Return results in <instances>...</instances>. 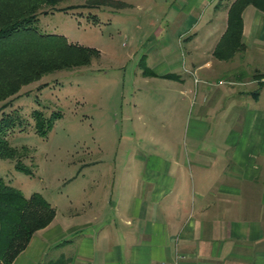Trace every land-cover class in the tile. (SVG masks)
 I'll use <instances>...</instances> for the list:
<instances>
[{"label":"crops","instance_id":"1","mask_svg":"<svg viewBox=\"0 0 264 264\" xmlns=\"http://www.w3.org/2000/svg\"><path fill=\"white\" fill-rule=\"evenodd\" d=\"M237 1L170 2L167 22L183 28L178 40L190 48L150 41L137 68L156 86L134 83L138 94L121 111L125 147L103 166L86 162L88 199L60 213L50 204L52 221L11 264H172L177 255L188 264H264V0L240 10L232 50ZM181 112L185 142L173 147ZM144 114L167 132L147 127Z\"/></svg>","mask_w":264,"mask_h":264},{"label":"rangeland","instance_id":"2","mask_svg":"<svg viewBox=\"0 0 264 264\" xmlns=\"http://www.w3.org/2000/svg\"><path fill=\"white\" fill-rule=\"evenodd\" d=\"M171 1L59 0L39 7L38 31L64 35L68 42L86 48L89 63L57 67L52 53L29 50L4 59L7 67L10 64L13 72L22 75L29 76L38 66L47 70L0 100V119L14 121L7 140L20 150L18 158L31 171H19L14 158L0 156V177L6 183L26 197L40 194L58 213L66 210L71 200L88 199L93 184L86 177V162L97 159L101 162L96 164L103 166L117 149L125 147L127 142L120 139L121 111L138 94L134 83L137 87L156 86L144 84L137 68L138 60L151 47L150 41L172 40L182 54L190 48L178 40L183 28L167 22ZM197 20L195 17L193 22ZM152 109L158 118L165 117V107ZM35 111L45 119L51 113L59 115L45 135L35 131ZM144 116L147 127L158 125L157 134L167 132L162 124L149 123L147 114ZM180 118L174 120L171 137L166 134L173 147L185 142L182 112ZM135 147L143 146L137 142Z\"/></svg>","mask_w":264,"mask_h":264},{"label":"trees","instance_id":"3","mask_svg":"<svg viewBox=\"0 0 264 264\" xmlns=\"http://www.w3.org/2000/svg\"><path fill=\"white\" fill-rule=\"evenodd\" d=\"M57 1L59 0H0V100L15 94L20 84L37 79L47 71L43 65L38 66L36 72L30 71L29 76L15 73L10 64L8 67L5 64L4 59L9 56H21L25 50H29L52 53L58 61L57 67L89 63L86 48L68 42L64 35L41 33L35 27L39 7L44 4L54 5ZM246 2L247 0H238L230 11L232 25L229 27L227 39H230L232 50L238 48L239 13ZM21 71L24 73V69ZM34 114L38 117L35 131L42 135L50 130L54 120L59 117L58 114L51 113L45 119L41 112L35 111ZM13 124L14 121L9 117L0 119V156L14 158L17 170L31 173L18 158L20 150L11 146L7 140ZM54 214V208L40 194L33 193L26 197L0 177V264H11L32 234L46 227Z\"/></svg>","mask_w":264,"mask_h":264},{"label":"built area","instance_id":"4","mask_svg":"<svg viewBox=\"0 0 264 264\" xmlns=\"http://www.w3.org/2000/svg\"><path fill=\"white\" fill-rule=\"evenodd\" d=\"M172 264H188L185 262V256L183 255H177L172 262Z\"/></svg>","mask_w":264,"mask_h":264}]
</instances>
